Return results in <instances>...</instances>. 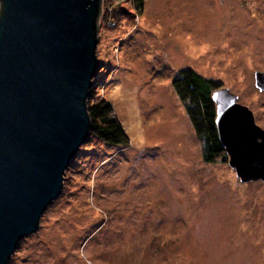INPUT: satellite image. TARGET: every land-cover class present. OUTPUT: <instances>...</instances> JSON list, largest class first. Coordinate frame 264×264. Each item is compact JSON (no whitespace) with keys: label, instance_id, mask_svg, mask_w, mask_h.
Instances as JSON below:
<instances>
[{"label":"rangeland","instance_id":"374dc122","mask_svg":"<svg viewBox=\"0 0 264 264\" xmlns=\"http://www.w3.org/2000/svg\"><path fill=\"white\" fill-rule=\"evenodd\" d=\"M101 13L88 103L106 100L129 143L88 137L9 264H264L262 182L203 162L171 84L191 69L264 130V0H104Z\"/></svg>","mask_w":264,"mask_h":264},{"label":"water","instance_id":"95a60500","mask_svg":"<svg viewBox=\"0 0 264 264\" xmlns=\"http://www.w3.org/2000/svg\"><path fill=\"white\" fill-rule=\"evenodd\" d=\"M100 13L101 0H0V264L38 231L91 134ZM236 99L212 93L218 138L236 178L264 187V130Z\"/></svg>","mask_w":264,"mask_h":264},{"label":"trees","instance_id":"16d2710c","mask_svg":"<svg viewBox=\"0 0 264 264\" xmlns=\"http://www.w3.org/2000/svg\"><path fill=\"white\" fill-rule=\"evenodd\" d=\"M134 2L136 9L140 11L145 0H134ZM101 18L102 13L99 19ZM171 84L180 102L184 105L197 138L202 143L203 162L206 164H214L217 161L225 162L227 155L218 138L215 124L216 110L212 101V93L219 88V83L204 79L193 70L187 69L174 78ZM87 105L91 120L89 137L115 147L126 146L129 143L127 134L106 100H97Z\"/></svg>","mask_w":264,"mask_h":264},{"label":"clouds","instance_id":"9594fccd","mask_svg":"<svg viewBox=\"0 0 264 264\" xmlns=\"http://www.w3.org/2000/svg\"><path fill=\"white\" fill-rule=\"evenodd\" d=\"M102 2V1H101ZM101 5H102V3H101Z\"/></svg>","mask_w":264,"mask_h":264}]
</instances>
